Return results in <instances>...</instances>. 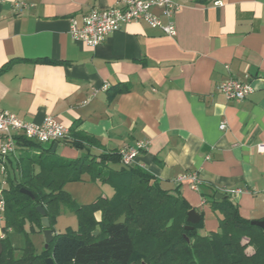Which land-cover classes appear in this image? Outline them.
I'll return each mask as SVG.
<instances>
[{"label": "crops", "instance_id": "0c3cea01", "mask_svg": "<svg viewBox=\"0 0 264 264\" xmlns=\"http://www.w3.org/2000/svg\"><path fill=\"white\" fill-rule=\"evenodd\" d=\"M177 1L175 36L140 20L91 46L72 37L71 19L118 0H0V106L35 124L54 116L101 144L57 142L68 159L146 142L136 165L203 211L202 234L219 230L214 190H245L228 196L244 218L264 220V0ZM230 77L252 84L245 100L219 91ZM20 156L17 149L7 162L15 179ZM190 172L198 189L179 180Z\"/></svg>", "mask_w": 264, "mask_h": 264}, {"label": "trees", "instance_id": "16d2710c", "mask_svg": "<svg viewBox=\"0 0 264 264\" xmlns=\"http://www.w3.org/2000/svg\"><path fill=\"white\" fill-rule=\"evenodd\" d=\"M117 91L127 88L120 86ZM70 137L66 141L81 149L88 144L101 146L76 126L70 129ZM54 143L45 147L24 136L17 137V149L21 151L19 178L8 173L7 188L3 191L5 237L0 238V264H47L49 257L55 264H264V230L244 218L227 193L226 198L218 199V191L214 190L210 206L220 215L219 230L202 234L203 211H199L201 219L194 228L187 229L188 212L194 207L179 190L163 188L143 168L125 166L119 151H103L99 155L87 152L68 159L53 152ZM119 162L123 164L120 169L111 166ZM85 174L93 181L108 183L114 189L113 196L99 195L91 203L77 204L65 185L82 181ZM22 188L31 191L34 199ZM61 205L77 212L79 230L57 231ZM38 206L45 209L50 219L53 241L43 253H37L28 242L16 258L8 231H24L29 222L33 230L44 232ZM97 212H101L99 220ZM124 213L125 223L116 224ZM98 229L100 233L95 236L93 232Z\"/></svg>", "mask_w": 264, "mask_h": 264}, {"label": "built area", "instance_id": "2783aa9c", "mask_svg": "<svg viewBox=\"0 0 264 264\" xmlns=\"http://www.w3.org/2000/svg\"><path fill=\"white\" fill-rule=\"evenodd\" d=\"M118 3V6L108 8H93L82 20L72 18L70 25L72 37L91 46H97L123 24L140 20L160 28L166 35L175 36L177 34L175 14L180 8L177 0H118ZM216 4H222V1H217ZM218 89L226 100L231 102L245 100L253 91V86L249 81L230 77L223 80ZM220 127L223 130L226 129V121H223ZM0 134L3 136L0 145V173L3 175V180L0 182V225H3L5 220L3 191L7 186V162L10 155L17 151V137L24 136L43 144H52L71 137L70 129L54 116L49 115L41 124H35L1 106ZM146 146L147 143L142 141L134 147L119 150L121 162L125 166L136 165V158ZM260 148L263 149L264 145H260ZM179 180H189L192 188H199L200 178L197 172L183 174ZM244 191L241 188L227 189L225 193L230 195ZM3 237H5L4 231L1 234V238Z\"/></svg>", "mask_w": 264, "mask_h": 264}, {"label": "rangeland", "instance_id": "374dc122", "mask_svg": "<svg viewBox=\"0 0 264 264\" xmlns=\"http://www.w3.org/2000/svg\"><path fill=\"white\" fill-rule=\"evenodd\" d=\"M85 178H83L82 181H71L65 185V190L71 194L72 198L77 204L80 205L91 203L103 192L107 193L110 197L113 196L114 191L108 183L99 181V183H96V181H93L91 178ZM2 180L3 175L0 173V182H2ZM213 199V196H209V204L213 201ZM56 228L57 231L62 233L69 230H79L80 224L78 221L77 212L69 207L61 205L60 212L57 216ZM96 231H99L100 233V229ZM7 236L10 243L14 245L16 258H19L22 255V250L26 247L28 242L35 246L37 253H43L46 249L44 232L38 231L37 229L33 230L29 222L25 224L24 231L19 232L16 230H9ZM250 250L251 249H249V252Z\"/></svg>", "mask_w": 264, "mask_h": 264}, {"label": "water", "instance_id": "95a60500", "mask_svg": "<svg viewBox=\"0 0 264 264\" xmlns=\"http://www.w3.org/2000/svg\"><path fill=\"white\" fill-rule=\"evenodd\" d=\"M57 145L58 143L56 142L54 144V147H53V151L55 152L56 151V148H57ZM21 191L27 195H29L32 199H34V194L25 189V188H22ZM217 198L218 199H224L226 198L225 195L223 194H220L218 193L217 194ZM37 210L39 211V213L42 215V223L45 227L44 229V236H45V248L48 249L49 246H50V243L53 241V238H54V232L51 228V222H50V219L49 217L46 215V211L45 209L42 207V206H38L37 207ZM201 219V215L199 214V211L196 209V208H192L189 212H188V218H187V221L190 225L187 226V229H193L194 228V225L197 224ZM126 221V213L122 214L116 221L115 223L116 224H123L125 223ZM252 224L253 225H257L259 227H261L263 230H264V220H253L252 221ZM99 234V231H95L94 232V235H98ZM187 240H189V238L187 237ZM2 251V243H1V240H0V253ZM46 262L47 264H55L54 260L52 257H49L46 259Z\"/></svg>", "mask_w": 264, "mask_h": 264}, {"label": "flooded vegetation", "instance_id": "af4514ba", "mask_svg": "<svg viewBox=\"0 0 264 264\" xmlns=\"http://www.w3.org/2000/svg\"><path fill=\"white\" fill-rule=\"evenodd\" d=\"M4 238V237H3ZM14 247V245H12Z\"/></svg>", "mask_w": 264, "mask_h": 264}]
</instances>
